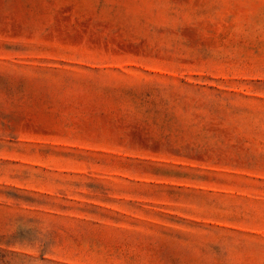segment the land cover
<instances>
[{
  "label": "rangeland",
  "instance_id": "1",
  "mask_svg": "<svg viewBox=\"0 0 264 264\" xmlns=\"http://www.w3.org/2000/svg\"><path fill=\"white\" fill-rule=\"evenodd\" d=\"M0 264H264V0H0Z\"/></svg>",
  "mask_w": 264,
  "mask_h": 264
}]
</instances>
